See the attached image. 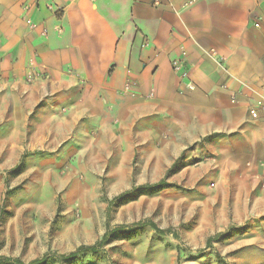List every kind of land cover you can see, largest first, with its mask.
Segmentation results:
<instances>
[{
	"label": "crops",
	"instance_id": "obj_1",
	"mask_svg": "<svg viewBox=\"0 0 264 264\" xmlns=\"http://www.w3.org/2000/svg\"><path fill=\"white\" fill-rule=\"evenodd\" d=\"M48 1L0 0V174L54 154L124 191L137 145L196 144L227 223L261 224L240 256L264 258V0Z\"/></svg>",
	"mask_w": 264,
	"mask_h": 264
},
{
	"label": "rangeland",
	"instance_id": "obj_2",
	"mask_svg": "<svg viewBox=\"0 0 264 264\" xmlns=\"http://www.w3.org/2000/svg\"><path fill=\"white\" fill-rule=\"evenodd\" d=\"M163 147L136 146L130 189L163 178L168 185L113 202L127 191L112 192L115 178L86 175L75 170L73 159L60 161L54 154L24 155L18 167L0 174V257L24 264L44 257V264L264 263V258L239 253L251 246L253 234L259 236L260 222L228 224V209L220 207L223 200L214 193L213 179H199L197 185L196 169L212 156L194 157L191 152L199 146L193 144L166 162L152 152ZM142 221L153 222L164 233L136 225ZM218 234L208 247V239ZM101 241L96 253L59 259Z\"/></svg>",
	"mask_w": 264,
	"mask_h": 264
},
{
	"label": "trees",
	"instance_id": "obj_3",
	"mask_svg": "<svg viewBox=\"0 0 264 264\" xmlns=\"http://www.w3.org/2000/svg\"><path fill=\"white\" fill-rule=\"evenodd\" d=\"M164 185H168L165 178L161 179L157 183L145 184V185L133 187L132 189L124 191V192L120 193L119 195L115 196L111 201L113 202V201H117V200H124V199L128 198L129 196L135 194L136 192L145 191V190H153V189H156V188L164 186ZM136 225L137 226H151L156 231H158L160 233H164V231L160 230L156 226V224H154L153 222H150V221H142V222L137 223ZM123 228H124V226H122V228H119V229H123ZM219 237H220V234H218L212 238H209L208 242H207V246L210 247L213 239H217ZM102 243H103V241H101L99 244L92 245V246H82L77 251L71 252V253L66 254V255L59 256V259L69 261V260L75 259L82 252L91 251L93 253H96L99 250V247L102 245ZM46 261L47 260L44 257L41 259L32 260L31 262H29L27 264H44ZM1 262L4 264H24L20 259H17V258L12 259L9 257H0V263Z\"/></svg>",
	"mask_w": 264,
	"mask_h": 264
},
{
	"label": "built area",
	"instance_id": "obj_4",
	"mask_svg": "<svg viewBox=\"0 0 264 264\" xmlns=\"http://www.w3.org/2000/svg\"><path fill=\"white\" fill-rule=\"evenodd\" d=\"M152 1L156 2L157 0H152ZM55 3H56V0H49L47 3V8L50 10H53L55 8ZM255 26H259V24L256 23ZM175 68H178V67L175 66ZM184 75L186 76V73H184ZM233 99L235 100V98ZM261 110H264V103L260 101L257 103L256 106H254L253 108L249 110V114L252 118L257 119L260 117Z\"/></svg>",
	"mask_w": 264,
	"mask_h": 264
}]
</instances>
